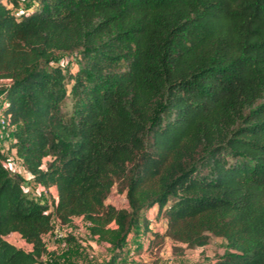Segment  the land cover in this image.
I'll list each match as a JSON object with an SVG mask.
<instances>
[{"label":"trees","instance_id":"trees-1","mask_svg":"<svg viewBox=\"0 0 264 264\" xmlns=\"http://www.w3.org/2000/svg\"><path fill=\"white\" fill-rule=\"evenodd\" d=\"M10 1L9 150L50 202L0 152V264H45L53 218L89 223L115 264L151 209L165 229L146 234L150 251L170 240L183 256L216 237L227 251L209 264H264V0H35L19 15ZM59 53L78 57L75 72ZM114 190L127 208L107 204Z\"/></svg>","mask_w":264,"mask_h":264},{"label":"rangeland","instance_id":"rangeland-1","mask_svg":"<svg viewBox=\"0 0 264 264\" xmlns=\"http://www.w3.org/2000/svg\"><path fill=\"white\" fill-rule=\"evenodd\" d=\"M25 6V5H24ZM27 6H25L26 8ZM56 59L58 63L62 66H69V72H75L78 64V57L67 56L65 54H56ZM70 60V61H69ZM70 87V86H69ZM73 109V98L71 93L68 94L66 100L62 105V110L65 114L70 115ZM7 135V133H6ZM10 152H6L5 155L9 156ZM12 157V156H11ZM14 165H16V160L12 159ZM20 174L24 177H30L26 172L20 171ZM19 173L15 175L21 176ZM27 174V175H26ZM26 177V178H27ZM25 180V179H24ZM26 181V180H25ZM29 181V179H28ZM26 190L30 197L38 202L49 203L50 198L48 195L44 194L42 191L35 192L34 186L27 185ZM107 204L114 205L118 208H127L128 203L124 195H121L114 190L107 199ZM149 213H144L140 216L137 223L133 224L130 234L128 235L126 241L124 242V256L122 264H209L211 261L222 256L227 251V244L224 239L212 237L209 244L204 248H197L195 250L186 251L183 256H177L173 252L172 243L167 240L164 247L157 251L154 248L152 251L147 249L146 234L149 236L151 232H160L164 229L163 221H156L154 213L152 217ZM147 217V225L143 219ZM149 217L152 218L149 220ZM75 229L79 231L78 240L70 245L68 250H60L61 260H67L64 256L71 257L73 249H87L94 252V260L100 264H110V261L115 252L112 244L108 241H103L99 237H91L88 232L87 226L84 222L75 223ZM147 229V231H145ZM147 232V233H146ZM162 232V231H161ZM16 247L27 249L28 246L23 242L19 236L12 235L7 238ZM86 242L85 246L78 245V241ZM137 258V260L135 259ZM144 258V259H143ZM63 261H55L53 259V264H63ZM64 264H78L72 258L64 261Z\"/></svg>","mask_w":264,"mask_h":264},{"label":"crops","instance_id":"crops-1","mask_svg":"<svg viewBox=\"0 0 264 264\" xmlns=\"http://www.w3.org/2000/svg\"><path fill=\"white\" fill-rule=\"evenodd\" d=\"M2 1L5 4H7V5H12V2L10 0H2ZM15 1H17L18 5L20 6L19 10L16 11V13L18 15L29 11L30 9L36 7V5H37L35 0H15ZM24 5L27 6V7L25 8ZM5 86H6L5 82H1L0 83V103L3 100L1 92L4 89ZM11 138H12V129H8L5 139H0V152L4 155L5 166L9 170V172L11 174H15V173H19L20 174V171H24L25 172V170L22 168L20 162L15 158L14 151L9 150V144L11 143ZM7 151L10 152L9 156L5 155ZM12 159L16 160V165H14V163L12 162ZM21 177H23V176L21 175ZM26 177L23 178V179L26 180V181L24 180L25 181L24 183H26V185L34 186L35 192L42 191L45 194V192L41 188H39L37 185H35V183L31 180L30 177H27V178ZM28 179H29V181H28ZM155 211H156L155 209H151L149 211V214L151 215L150 217H152L153 213L155 215ZM150 217H149V220L152 219ZM78 221L79 222H81V221L84 222V220H82L80 218H76L70 224L63 226L64 229L67 230V234L72 237V242L71 243H74V242H76V240L79 239L78 236H79L80 232L77 231L75 229V226H74L75 223H77ZM164 229H165V225H164ZM164 229H162L161 231L163 232ZM144 239H145V236H144ZM44 241H45V243L48 246V254H47L48 259H50V258L55 259L56 262L57 261H59V262L63 261L62 262L63 264H64V261L68 262V259H70V258H72L78 264L87 263V261L89 260L88 254H87L88 250L87 249L83 250V249H79V248L73 249L70 258L67 257V256H64L67 260H61L60 258H63V257L60 256L62 252L60 251V249L58 248L57 244L53 240L51 233H49V234L44 236ZM78 245L85 246L86 242H82L81 240H79L78 241ZM27 246H28L27 249H29L30 246L29 245H27ZM204 248L205 247L200 248V249H204ZM124 254L125 253L123 252L122 257L120 259L116 260L115 264H122V261H123L122 258L124 256ZM135 259L137 260V258H135Z\"/></svg>","mask_w":264,"mask_h":264},{"label":"built area","instance_id":"built-area-1","mask_svg":"<svg viewBox=\"0 0 264 264\" xmlns=\"http://www.w3.org/2000/svg\"><path fill=\"white\" fill-rule=\"evenodd\" d=\"M6 106H7L6 101L2 100V102L0 103V139H5L6 133L8 131L7 118L3 114V110ZM26 189L27 188L25 187V190ZM52 225L54 226V229L51 232L52 238L57 244L58 248L60 250H68L70 248V245L67 242L68 234H67V230L64 229L63 227L64 225H61L56 218L52 219ZM89 225H90L89 223L85 222V226H87V228L89 227ZM87 254H88L89 260L87 261V263H83V264H100L94 260L93 251L88 250ZM42 260L44 261L45 264H53V259L52 258L48 259L47 255L43 257Z\"/></svg>","mask_w":264,"mask_h":264}]
</instances>
